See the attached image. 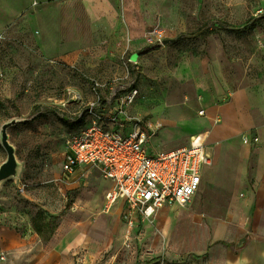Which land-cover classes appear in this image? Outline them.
Returning a JSON list of instances; mask_svg holds the SVG:
<instances>
[{
  "label": "rangeland",
  "instance_id": "obj_1",
  "mask_svg": "<svg viewBox=\"0 0 264 264\" xmlns=\"http://www.w3.org/2000/svg\"><path fill=\"white\" fill-rule=\"evenodd\" d=\"M156 9L154 23L132 39L125 23L79 20L76 4L63 8L60 18L53 13L66 27L44 42L29 23L0 33V171L6 146L15 159V173L0 182V234L15 236L8 248L0 245V264H204L203 255L174 250L188 243L187 237L174 241L176 227L173 241L167 236L192 201L128 225L120 204L107 206L105 180L76 183L61 171L66 136L91 101L114 105L115 96L137 89L129 115L152 119L161 131L178 121L183 133L197 124L185 121L193 104L178 102L190 80L205 78L211 51L222 52L221 66L240 83L264 76V0H157ZM80 24L85 32L77 39ZM155 31L179 40L153 43ZM149 47L154 50L131 59ZM179 130L165 138L160 131L158 149L177 146Z\"/></svg>",
  "mask_w": 264,
  "mask_h": 264
},
{
  "label": "crops",
  "instance_id": "obj_2",
  "mask_svg": "<svg viewBox=\"0 0 264 264\" xmlns=\"http://www.w3.org/2000/svg\"><path fill=\"white\" fill-rule=\"evenodd\" d=\"M73 4L80 7L76 14L79 20L86 16L95 23L105 17L117 26L125 23L124 30L131 39L146 32L157 10V0H121L120 4L117 0H0V33L19 23L28 27L29 23L44 42L49 32L61 34L66 27L60 20L54 21L53 13L60 18L62 9ZM128 15L137 29L127 22ZM81 26L74 29L79 34L77 39L85 32ZM135 30L138 32L133 33ZM216 43L213 40L209 48ZM209 55L211 65L205 78L190 80L187 97L178 102L179 106L193 104L185 121L197 126L182 133L180 123L173 121L170 130L161 131L164 138L173 136L174 130L180 133V139L172 143L177 146L162 150L177 148L201 135L209 158L191 205L181 210L184 214L171 219L174 237V227L177 229L174 241L185 237L188 241L187 246L179 242L173 248L203 255L204 264H264V76L240 83L221 66L222 52L214 55L211 51ZM201 110L203 115L198 114ZM160 121L165 127L166 120ZM246 136L257 137L258 142L245 144ZM90 178L100 177L91 174L84 181ZM72 179L80 181L79 176ZM117 204L122 208L120 202ZM14 239L13 234L3 232L0 245L6 249Z\"/></svg>",
  "mask_w": 264,
  "mask_h": 264
},
{
  "label": "built area",
  "instance_id": "obj_3",
  "mask_svg": "<svg viewBox=\"0 0 264 264\" xmlns=\"http://www.w3.org/2000/svg\"><path fill=\"white\" fill-rule=\"evenodd\" d=\"M163 40L160 32L153 33L151 42ZM137 95V89H130L122 97L115 96L114 105H103L98 99L84 106L77 127L66 136L61 164L68 179L85 180L97 174L108 181L112 187L105 194L107 206L120 202L128 225L148 221L165 206L188 205L209 162L201 135L171 150L158 149L155 140L161 124L126 111ZM243 142L257 143L258 138L246 136Z\"/></svg>",
  "mask_w": 264,
  "mask_h": 264
},
{
  "label": "water",
  "instance_id": "obj_4",
  "mask_svg": "<svg viewBox=\"0 0 264 264\" xmlns=\"http://www.w3.org/2000/svg\"><path fill=\"white\" fill-rule=\"evenodd\" d=\"M178 40H179V38L166 39V40H163L161 44L163 46H167V45L175 43ZM152 50H154L153 47L146 48L145 50H142V51L132 55L131 59L133 61H136V59L139 56L144 55V54H146V53H148V52H150ZM6 149H7V152H8V159H7V161L5 162V164L3 165V167H2V169L0 171V182L4 178L9 177L12 174V172L15 171V159H14V156H13V151L10 148V146H6Z\"/></svg>",
  "mask_w": 264,
  "mask_h": 264
},
{
  "label": "bare ground",
  "instance_id": "obj_5",
  "mask_svg": "<svg viewBox=\"0 0 264 264\" xmlns=\"http://www.w3.org/2000/svg\"><path fill=\"white\" fill-rule=\"evenodd\" d=\"M168 238L173 239V230L169 228V232L167 233Z\"/></svg>",
  "mask_w": 264,
  "mask_h": 264
},
{
  "label": "trees",
  "instance_id": "obj_6",
  "mask_svg": "<svg viewBox=\"0 0 264 264\" xmlns=\"http://www.w3.org/2000/svg\"><path fill=\"white\" fill-rule=\"evenodd\" d=\"M231 31H234V32L239 33V32H241V31H243V30L236 29V30H231ZM35 229L37 230V232H39L38 228L35 227Z\"/></svg>",
  "mask_w": 264,
  "mask_h": 264
}]
</instances>
